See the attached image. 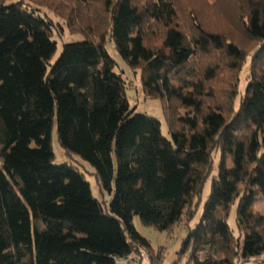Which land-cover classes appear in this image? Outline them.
<instances>
[{
	"label": "trees",
	"instance_id": "16d2710c",
	"mask_svg": "<svg viewBox=\"0 0 264 264\" xmlns=\"http://www.w3.org/2000/svg\"><path fill=\"white\" fill-rule=\"evenodd\" d=\"M0 0V264H115L162 252L133 225L179 227L216 175L183 264H264V4L261 0ZM29 4L33 5L30 7ZM256 5V6H255ZM54 7L71 32L52 61ZM138 69L157 119L130 109L105 47ZM132 45L123 40L130 38ZM248 61V82L240 75ZM94 168L107 207L51 131ZM31 143H34L32 146ZM235 206V236L227 219ZM190 217V218H191ZM202 254L203 257H200ZM173 264H178L174 262Z\"/></svg>",
	"mask_w": 264,
	"mask_h": 264
},
{
	"label": "rangeland",
	"instance_id": "374dc122",
	"mask_svg": "<svg viewBox=\"0 0 264 264\" xmlns=\"http://www.w3.org/2000/svg\"><path fill=\"white\" fill-rule=\"evenodd\" d=\"M24 2L32 3V0H23ZM210 3L213 0H208ZM264 4V0H261ZM7 3L10 0L6 1ZM30 7H33V5ZM256 6V5H255ZM38 10L35 12L36 15H40L41 17L45 18L46 20H50L53 23L52 28V35L51 39L56 42V51L53 55L52 61H54L61 49L62 45L66 42L75 41L82 39L83 35L77 32H71L65 20L57 15V13L53 10L54 7H46V6H39ZM105 47L110 55V57L115 62L114 71L115 73L119 74L124 81L125 84V95L128 101L130 109L137 113H143L150 117H153L160 121L161 123V132L164 136H168L167 124L163 115V111L161 108V104L158 99L156 98H149L145 95L142 90L141 83H140V75L138 69L131 68L128 63L120 57L117 50L115 49L113 41H111L108 37V34L105 36ZM126 44L132 45L131 37L123 40ZM248 82V61L243 67L240 75V93H242L245 84ZM33 146L34 143H31ZM51 145L52 150L55 156L54 163L61 164L66 163L75 166L79 172L84 175V178L90 185L91 193L94 198H96L99 202L102 203L103 206L107 207L111 198L114 194V187L112 186L111 190L101 189L99 187L98 181L94 174V168L87 163L86 161L82 160L78 156L74 154H68L64 151L62 146L60 145L57 135H56V124L54 123L52 131H51ZM219 160L218 152L213 153V161H214V170L211 173V176L205 182L201 201L194 211L193 216L191 217L192 212L186 213L183 217V221L179 227H172L171 230H163L159 231L152 227L144 226L138 216H134L133 218V225L136 230L144 236L150 243V248L156 253L158 250L162 252V263L161 264H173L177 262L178 264H183L186 259V255L180 254L181 243L184 237L187 235L189 230L194 229L196 224L198 223L202 205L204 200L206 199L209 188H210V180L211 177L216 175L217 173V165ZM235 206H232L231 211L229 213L227 222L229 226L232 228L233 233L235 236L238 235L236 225H235ZM254 210L258 211L259 213H264V196L257 195L256 200L254 203ZM191 217V218H190ZM200 257H203L200 254ZM264 259V255L258 260Z\"/></svg>",
	"mask_w": 264,
	"mask_h": 264
},
{
	"label": "built area",
	"instance_id": "2783aa9c",
	"mask_svg": "<svg viewBox=\"0 0 264 264\" xmlns=\"http://www.w3.org/2000/svg\"><path fill=\"white\" fill-rule=\"evenodd\" d=\"M115 264H156L149 256L148 251L140 249L115 259Z\"/></svg>",
	"mask_w": 264,
	"mask_h": 264
}]
</instances>
